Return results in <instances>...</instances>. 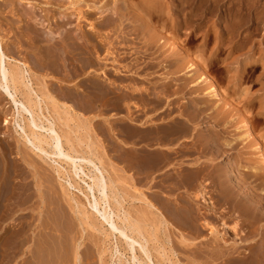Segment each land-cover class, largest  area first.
Wrapping results in <instances>:
<instances>
[{"label":"rangeland","instance_id":"374dc122","mask_svg":"<svg viewBox=\"0 0 264 264\" xmlns=\"http://www.w3.org/2000/svg\"><path fill=\"white\" fill-rule=\"evenodd\" d=\"M43 1L4 0L2 4L0 3V34L8 44L16 47L14 59L16 58L15 60L18 59L17 61L22 63L25 62L29 66L27 81L37 93L41 88L40 79L44 73L35 70L32 66V60L35 59L36 55L29 50V44L27 45V41L20 38L19 30L14 27V23H16V26H23L24 21L19 23V15L12 16L10 12L14 10L13 12L20 14L24 8L29 6L28 2H31L35 5V10H38L36 12L46 17L45 11L40 8ZM67 1L69 0H66V4ZM93 1L95 0H83L78 7L85 10V6L92 5V3L94 6L101 7L104 3L108 4L109 2V0ZM159 1L163 5L169 4L168 0ZM224 1L223 9L218 13L211 14L210 18L207 16L210 20L207 19L208 23L205 22L206 20L204 21L205 25L208 24L206 27H202L204 23L199 25V21L192 23V25L185 24V16L184 18L182 16L177 18L183 26L179 29L175 41L190 56L203 55L202 57L207 59L205 68L208 73L217 80L230 98L238 99L239 108L248 112L256 131L261 134L264 131V123L261 116H259L261 107H258L257 102L264 100V0ZM253 2H255L254 5H252ZM53 7H55V10L53 8L51 10L53 9L55 11L53 12L57 15L61 9L55 5ZM233 7L240 8L237 16L239 24L238 27L235 26L236 28L230 30L226 28V23L230 24L231 22L229 9ZM90 20L91 18L88 19L89 22ZM88 21H83L82 25H87ZM92 21L99 23L101 21L99 14L94 15ZM50 23L51 25L49 24L50 27L48 25L47 30L54 31V23ZM11 30L15 32V35L10 32ZM208 34H211V38L214 37L212 41L211 38L209 40L206 38ZM220 34L222 39L219 42H222V45L220 44V48L214 51L212 49L213 42H216V37ZM161 35H158L160 36L158 37L159 40H156L160 42L156 43L159 44L162 50L160 60L158 58V62L160 61L159 67L150 66L153 61L149 60L151 58L149 51L145 53L146 56L133 52L135 55L129 56V59H119L118 61V66L130 64L134 60L138 61L136 68H138L139 73L135 75L134 79L136 81H134L137 87H144L142 89H147L149 94L161 92L163 84L168 82L166 78L167 71L169 68L173 69L172 65H169L165 60L166 54L171 50V46L166 43L168 42L167 38H173L176 34L164 31ZM109 36L112 41L115 40L114 42L119 40L116 39L115 34ZM18 41L22 42V48L14 46V44L19 43ZM243 41H245V44L240 46ZM136 42V45L128 48L126 52H131L135 47L143 45L138 40ZM236 43L238 44L236 45ZM124 48H121L119 52H123ZM135 51H138V49H135ZM200 51H202L201 54ZM115 57L116 59L119 58V56ZM250 57H253V60L255 59L254 62L245 65L244 62ZM110 58L109 64L111 65L108 66H115L112 63L113 58ZM178 60L184 67L188 65L189 60L185 61L182 58ZM237 60L238 63L235 62ZM240 71H243V74L240 78H237V72ZM177 72L176 80L170 84L166 100L162 97L161 104L153 102L154 104L151 103L145 106L140 100H136L137 97H134L132 102L136 100V104L131 105L130 114L127 113L124 107L123 110H119L115 106L102 113L95 110L88 114L83 113L78 107L81 101L68 99L66 97L68 92L66 89V92L63 91L64 87L71 85L59 83L57 78L60 77L50 73L49 78H46V83L51 82L54 84L52 92L50 91L53 99L60 107L64 106L70 108V110L72 109L71 115L62 113L59 115L57 112L61 110L56 109L54 111L51 105H48V112L44 102L40 105L43 114L54 120L56 131L62 137L63 151L56 149L55 154H53L52 144L43 145L45 151H47V154H45L32 146L31 136L28 139L22 136L21 129L23 127L27 134L29 133L30 127L27 128V126H31V120L29 114L23 111L20 104L19 99H21V96L16 97L13 93L6 94L0 91V264H20L21 250L28 249L35 252L36 246L44 240L43 237L45 239L49 237L46 241L51 245L52 250L57 251V254L60 248L66 246L63 250L68 258H71L69 256L71 250L78 245L81 256L79 264H162V260L165 261L163 264H167L169 261L168 264L171 262V264H228L227 257L224 256L232 247L238 248L244 254H240V257L244 258L248 254V259L245 257L246 261L245 258H237L240 264L243 262L245 264L249 260V263L256 260V262L264 264V254L261 256L262 253L259 250V245L264 240L263 211L262 221L258 224L261 227L259 230V226L257 227L258 235L255 237L257 242L252 241V237L248 239L251 241L244 242L240 240L244 233L234 237L230 232V227H228L231 226L232 221L225 220L228 217L227 215L231 214V209L234 208V211H236L233 216H236V220H240L242 228L245 229L248 220L238 216L241 212L240 208L237 207L238 205L233 207L231 202L225 204L222 201L223 197L213 191L211 185L207 187L208 194L206 197L210 198L212 206L215 205V214L209 212V209L206 210L200 198H195L196 201L190 198L197 187H188L185 183L188 176L194 178L200 168L208 167L209 170L214 164L207 161V159L214 158L211 154L204 156L198 151L205 143L203 140H208L218 131L222 132L221 134L225 140H231L233 138L230 134L241 130V125L239 124L240 119L235 116L230 120L232 123L230 121L227 124H224V121L221 123L216 122L213 117L217 115V112L210 110L213 98L208 94L202 95L208 87L205 86L204 88L203 84L197 86L200 95H195L194 90H191L187 84L188 75L180 73L179 70ZM99 80L105 84L112 81V79L110 81L102 75ZM127 81L129 83V80ZM127 81H122L120 85L115 83L114 90L116 94L120 95L121 92H124V86L128 85ZM241 87H249V97L252 98L251 100L256 99L255 105H251V108H247L242 99L238 98ZM143 94L142 98L145 97V93ZM31 97L34 99L33 96ZM12 98H16L19 102H13ZM200 99L204 100L205 104H199L200 110L196 119L193 118L192 123L186 121L188 122L186 124L192 126V128H187L191 130L189 133L187 130L182 129L185 128L184 126L179 127L182 125L181 121L186 120L184 117L179 116V111L181 112L189 102H197ZM221 110H223L222 107ZM160 119H163L159 125L163 128L161 131H164V128L167 129L166 126H168V129H182H179L180 135L173 144L163 143L157 145V143L154 144L147 140L150 131L157 133V129L156 131L148 129L150 121L159 122ZM159 126L153 125V128H159ZM33 130L38 131L37 133L46 137L47 140L49 138L48 141H50V132L47 129ZM152 132L151 135L153 136ZM237 146L234 151L226 152L215 160V163L220 160V169H224L223 165L230 162L236 155L235 151L241 148V144ZM190 149L195 154L188 153L187 151ZM65 153L72 156L83 155L91 159L96 167H99V170L88 161L66 160L64 158ZM152 160L154 162H156L155 160H162L161 168L164 166V171L160 168L150 176L149 166ZM196 162H200L201 167L197 168L194 165ZM172 164L173 166H171ZM99 171L103 173V181L105 180L107 184V188L104 190L98 187L100 186L99 183L102 182ZM156 171L158 172L156 173ZM95 176H98L101 181L97 184L98 186L91 180ZM214 179L213 177L210 181L214 183L218 181V179ZM213 182H210V184ZM242 185L241 188L239 187L241 190L238 188L240 191H243L244 186L246 187L244 183ZM245 190L247 189L244 188ZM253 196L256 197L254 198L256 202L258 199L259 202L262 201V195L259 193ZM96 200L99 201V206L95 202ZM185 202L187 203L185 204ZM187 204H190L189 208H187ZM263 205L264 203L262 204L263 208H261L264 210ZM108 206L113 209L118 218L115 213L111 214ZM106 210L108 212H105ZM186 214L189 217L192 215L191 218H194L196 222L189 224L184 221ZM124 216H129L131 222L138 223L142 228L143 238L140 237V240H135V243L128 238H124L118 230L111 232L110 222L105 223L106 221L103 220L104 217L111 218L117 227H122L119 218ZM222 221H225L228 225L223 226ZM119 229L122 230V228ZM127 231L124 230L125 234L130 237V232ZM23 238L26 241L25 246L20 249L19 245L22 241L20 239ZM140 244L145 245L148 257L141 249ZM54 245H58V249ZM67 247H71L68 248V253H66ZM29 254L26 255V259L32 260V255ZM134 255L136 258L133 259ZM255 256L257 257L255 258ZM68 264H74V260L71 258Z\"/></svg>","mask_w":264,"mask_h":264},{"label":"bare ground","instance_id":"6f19581e","mask_svg":"<svg viewBox=\"0 0 264 264\" xmlns=\"http://www.w3.org/2000/svg\"><path fill=\"white\" fill-rule=\"evenodd\" d=\"M2 1L4 0H0L1 4L3 3ZM97 1L99 0H95L93 2H97ZM81 2H83V0H69L67 1V4H66V0H55L54 2L52 0H44L43 4L41 5L42 7L40 8H43V10L46 13V17L42 16L43 14L41 15V13H37L36 11L38 10H35L36 7L31 2H28L29 6L24 8V10L20 12V14L13 12L14 10L13 11L11 10L10 12L12 16L19 15L20 18L19 23L24 21L23 26L20 25L16 26V23H14L15 25L14 27L16 28V30H19L20 38H22V40L25 39V41H27V45L29 44V50L34 52L36 55L35 59L32 60V64H33L32 66H34L35 70L44 73L40 79L41 88L38 90V93L33 90L30 83H28L27 81V75L29 74L28 70L30 69L29 66L25 62L22 63L21 61L20 62L17 61L18 59L17 60H15L16 58L14 59L16 47H12L10 44H8L4 40V37L1 36L0 34V91H3L6 94L9 92L11 94L13 93V95H15L16 97L20 95L21 99L19 100H20V104L23 107V111L29 114L30 116L29 118L31 120L30 123L31 126L29 125L27 126V128L30 127L29 133L27 134V132L23 127L21 129L23 134L22 136L26 137L27 139L29 136H31L32 141L30 140V142L32 146L42 153L47 154L46 153L47 151H45L43 147L44 144L53 145V149H52L54 151V153L52 152L53 154H55L56 149L63 151L62 137L58 133V131H56L55 122L53 119H50L49 116H45L43 114L40 105L42 102H44L46 111L48 112H49L48 105H51L54 111H56V109L61 110L57 112L59 115L61 113L65 115H71L72 109L70 110V108H66L64 106L60 107L53 99L50 91L52 92L54 84L51 82L46 83L47 80L46 78H49L50 73H54L60 77L57 78L59 83H66L71 85L64 87L63 91L68 92L66 93L67 96L64 92L63 93L68 99L80 100L81 103L79 104L78 107L83 113H87V114L92 112L93 110L102 113L103 111H106L112 106L113 107L115 106V108L119 110L120 109L123 110L124 107L127 113L130 114L129 112L130 107L131 105L136 104L135 102L136 100H140L141 103L145 104V106L153 102L156 104H161L162 103L161 98L164 97L165 100L167 99L166 96L167 93L169 92L168 90H170L169 89L170 84H172L176 80L175 76L176 73H178L177 70H179V72L181 71L180 73L182 74L186 73L189 77L187 84L191 88V90H194L195 95H200V93H198L197 91L199 85L203 84L204 88L205 86L208 87L207 91H205L202 95L208 94L211 98H213V102L210 107V110L217 112V115L213 117V119L216 122L221 123L222 121H224L225 123L224 122L223 123L227 124L228 121L232 120V118L235 116L240 119L239 124L241 125V130L236 129L238 130L237 132L230 134L232 135L233 138V139L230 138L231 140H225L223 135L221 134L222 132L220 131L215 132V134L212 135V137L208 138V140H203L205 141V143L198 151H200L204 156H206L207 154H211V156H213L214 158L211 160L207 159V161H211L214 164H212L209 170L207 169L208 167L200 168L199 172H197L198 174L194 178H189L188 176V179H186L187 181L185 182L188 185V187L189 188L191 186L197 187V190L194 192V194H192V197L190 198L193 201H196L197 198H200V200H202V202L204 203L206 210L209 209V212L211 211L212 213L215 214L216 213V208L214 207L215 205L212 206L213 204L209 200L210 198L208 199V197H206L208 194V191H206L207 187L211 185L212 187L211 189H213V191H215L216 193H218L223 197L222 201H224L225 204H229V202H231V204H233V207L238 205L237 207H239L241 211L240 215L238 216L248 220L247 226H245V229H243L240 220L239 219L236 220L237 219L236 216H233L236 210L234 211V208L231 209V214L229 213V215H227L228 217L225 219L232 221L231 226H228L230 227V232L234 235V237H237L240 233L241 234L244 233L243 237H240L241 241L245 242L249 238L251 239L252 237L251 240L255 242L256 241L255 237L258 235L257 227L259 226L258 224H260V221H262L261 219L262 211L264 212V210L262 209L263 208L262 204L264 203V131L261 134H258L251 116L248 114V112H245L246 110L243 111L239 108L240 106H239V102L237 101L238 99L236 100L230 98L228 96V93L218 84L217 80H215V78L208 73V71L205 68L207 59L203 58L202 57L203 55L190 56L175 41L176 37H178L177 35H178V31H180L179 29H181V27L183 26V24L180 23L177 18H180L181 16L184 18L185 16L186 18L184 22L185 24L192 25V23H196V21H199L200 22L199 25H202L205 20H206L205 22L208 21L207 19L210 18L211 14L218 13L221 9H223L224 7L223 4L225 1L224 0H168L169 4L163 5L160 3L159 0H123V1L109 0L108 2V4L110 3L109 6L108 4L104 3L103 5H101V7H98L97 5L96 7L92 3V5H86L85 6L86 8H84L85 10H82L81 8L78 7ZM254 4L255 2H253L252 5ZM54 5L62 10V11L59 10V13L57 15L54 13L55 12L54 11L55 7H53ZM51 8H53L54 10L53 9L51 10ZM69 10L71 12H66ZM229 12L231 13V19H230L231 22L230 24L226 23L227 26L226 28L232 30L234 29L235 26L238 27L239 18L237 16L240 12V8L233 7L232 9H229ZM96 14H99V18L101 20L99 23H95L93 21L91 22L92 17ZM207 16H209V18ZM254 16L256 15L254 14ZM90 18L91 20L89 22L88 19ZM83 21H88V24L82 25V23H84ZM50 22L54 23V28H55L54 31L47 30L48 25L49 24L51 25ZM206 25L204 23L202 27L203 26L206 27ZM164 31H170L176 34L174 35L173 38H167L168 42L166 43L169 46H171V50L166 54L165 60L169 63V65H172L173 69L169 68V70L167 71L168 73L166 75V78L168 82L163 84L161 92L149 94L147 92L148 91L147 89H142L144 87L141 88L136 86V82H135L136 80L134 78L135 75H138L139 73L138 68H136L138 61L134 60L130 64H124L121 66H118L119 65L118 61L119 59H124V60L129 59V56L131 57L134 54L133 52H135L136 54L141 53L143 56H146L145 53L149 51V56H151L149 60L153 61L151 62L150 66L159 67L160 61L158 62V58L160 60V57L162 55V50L159 47V44L157 45L156 43L159 41L156 40H159L158 37L162 36L161 34ZM10 32L15 35V32H13L12 30ZM111 34L112 35L115 34L116 39L119 40H117L116 42H114L115 40L112 41L111 37L109 36ZM210 35L211 34H208L206 37L208 38V40L211 38ZM108 36L110 37V39ZM221 36L222 35L220 34V36L216 37L217 39L216 42H213L214 47L212 45V49H214V51H216V49L218 50L222 45V42H219L222 39ZM213 38H211L210 40L212 41ZM137 40L143 45H141L140 47H135L134 50L131 52L130 51L126 52L128 48L136 45ZM237 44L238 43H236V45ZM244 44L245 41H243V43H241L240 46H243ZM14 46H17L18 48H22V42L14 44ZM123 47H125L124 48L125 50L123 52H119V50L121 48L123 49ZM135 49H138V51H135ZM141 50L143 51L141 52ZM201 52L202 51H200V54ZM115 56H119V58L116 59ZM110 57L113 58L112 63L115 64V66L117 67H115L114 65L110 67L108 66L111 65L109 64V59H111ZM179 58H182V60L185 61L189 60L188 65L185 67L181 65L178 62ZM252 58L253 57L247 59V61H245L244 64L250 65L251 63H253L255 59L253 60ZM235 62L238 63V60ZM242 72L243 71L237 72L238 73V75H236L237 78L241 77V75L243 74ZM101 75L102 77L104 76L107 79H110V81L112 79V81L110 83L105 84L104 82L99 80ZM125 80L126 81L129 80V83L127 81L128 85L124 86L125 89L124 92H121L120 95L116 94L114 90L115 83H117V85L118 84L120 85L121 82ZM249 90H250L249 87H241L238 94L239 95L238 98L242 99L244 105H246L247 108L250 107L251 105L252 106L255 105L254 102L256 100V99L251 100L252 98L249 97V92H250ZM143 93H145L144 98H142V95H144ZM31 96H33L34 99H32ZM134 97H137L139 99L136 98V100L132 102ZM12 99L13 102H17L16 98H12ZM259 103L257 102V104L259 105L258 107H261V114L259 116H261L264 123V111L262 113V110H264V100ZM199 104L201 105L205 104V101L200 99V101L197 100V102H189L181 110V112L179 111V116H182L186 119L184 121H181L182 125H180L179 127L184 126L185 128L182 129H185L188 132L191 131L187 128H192V126H189L186 123L188 122L192 123L193 118L196 119L200 110ZM221 107L223 108V110H221ZM162 120L163 119H160L159 122L150 121L148 129L149 130L153 129L154 131H156L157 129V133L150 131V135L147 138V140L154 144L157 143V145L163 143L173 144L174 141L176 142V139L180 135L179 129L181 128L176 126L177 125L176 124L175 127L179 129H175V128L168 129V126H166L167 129L164 128V131H161V129L163 128L162 126L159 125ZM38 121L40 124L38 123ZM153 125H155L156 127L158 125L159 128L156 127L153 128ZM169 127H170V123H169ZM33 129H47L50 132L49 135L50 141H48L49 140L48 137L47 140L46 137L37 133L38 131L35 132ZM151 132L153 133V136L151 135ZM238 144H241V148L235 151L236 155L232 158L230 162H227L223 165L224 169L223 168L220 169L219 168V163H221L220 160L217 163H215V160H217L221 155H223L226 152L234 151L236 147H238L237 146ZM192 151L194 152L193 149ZM187 152L190 153L191 149ZM75 154L77 153L75 152ZM193 154L195 153H192V155ZM64 158L69 161L70 160L72 161L74 159L88 161L92 163L93 164L92 166H94L96 169L99 168L98 166L96 167L95 163L91 159L83 155L72 156L69 155V153H65ZM173 159L175 160V158ZM162 160L160 161L155 160L156 162L152 160L150 162V166H149L150 176L151 174H153L155 170L161 168L164 161ZM194 165H196L197 168L201 167L200 162H196L194 163ZM171 166H173V164ZM163 168L164 166L161 169ZM157 172L158 171H156V173ZM99 173H100V178H102V182L99 180L98 176L92 177L91 180L93 183L96 184V186H98L97 184L100 181L101 184L99 183L100 186L98 187H101L104 190L105 188H107V184L105 180L103 181V177H104L102 175L103 173L101 171H99ZM192 174H188V175H192ZM213 177L215 179H218V181L215 183L213 181H210ZM210 182L213 183L210 184ZM242 183L246 185V187L244 186V188H246L247 190L244 191V188L242 187L243 191H240ZM236 189H238L242 193L240 192L238 193L237 192L238 190ZM246 191L247 192L249 191V193H247ZM244 192H246L247 194ZM257 193L262 195V201L260 202L258 201L259 199L257 200V202L254 199L256 197H254L253 195H257ZM95 202L99 206V201L96 200ZM186 203L187 202H185V204ZM189 205L188 204L186 205L188 206L187 208H189ZM108 210L111 211L112 215L115 213L113 209H111L110 207L108 208ZM105 212L108 211L106 210ZM115 216L118 218V215L116 213ZM128 217L124 216L123 218H119L122 227H117V225L113 222L111 218L104 217L103 220L104 222L106 221L105 223L110 222V226L112 230L111 232H113V230L115 231L118 230L124 236V238L126 239L128 238L135 243L136 242L135 240L138 239L140 240V237L143 236L142 228L138 223L131 222ZM191 217L192 215L189 217L188 214H186L184 221L188 222L189 224L196 222V220L194 218L192 219ZM222 225L227 226L228 224L226 225V222L222 221ZM260 227L261 225L258 227V230ZM119 228H122V230ZM125 229L130 232V237L125 234L124 232ZM19 235L21 236V234ZM22 235H24V233H22ZM43 239L44 240L40 241L38 245L36 241L37 248L35 252H32L28 249L21 250L20 264H68L71 258L74 260V264H79L81 256L79 252L80 248L78 245H76L71 250L72 251L71 255H69L71 258H68V256L65 254L63 250V248L66 246L64 247L62 246L63 248H60L57 254L56 253L57 251L55 252L54 250H52V248H50L51 245L48 244V242L46 241L47 239H45V237H43ZM20 240H22L21 244L19 245L20 246L19 248L21 249L23 248V246H25L26 241L24 240V238ZM54 246H56L57 248L58 245H54ZM140 246L143 252L145 253V255L148 257L147 250L145 249L146 248L145 245L142 246L140 244ZM68 248L71 247H67V249L65 248L66 253H68L67 251ZM259 250L262 253L261 256H263L264 240L259 245ZM131 251L133 250L131 249ZM28 253L32 255L31 256L32 260L26 259V255ZM226 253L227 254L224 257H227L228 264H240L238 260L242 259L243 257H240L239 255L243 253L240 252L238 248L232 247ZM162 255L161 257H163ZM236 255H238L239 257L238 256L236 257ZM247 255L245 256L246 258ZM256 257L257 256H255V258ZM134 258H136L135 255L133 256V259ZM237 258L239 259L237 260ZM162 261L165 262L164 260ZM249 261H247V263L245 264H261L260 262H256V260H254L255 262L253 261L252 263H249ZM169 262H167V264Z\"/></svg>","mask_w":264,"mask_h":264}]
</instances>
